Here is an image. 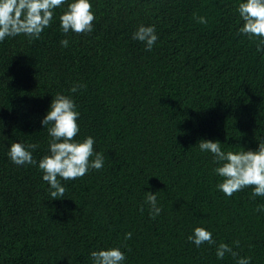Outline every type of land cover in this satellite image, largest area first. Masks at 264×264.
<instances>
[{
    "label": "trees",
    "instance_id": "obj_1",
    "mask_svg": "<svg viewBox=\"0 0 264 264\" xmlns=\"http://www.w3.org/2000/svg\"><path fill=\"white\" fill-rule=\"evenodd\" d=\"M62 10L39 36L0 40V264H90L89 249L114 245L124 264H235L185 239L196 224L264 264V196L217 190L210 154L194 145L254 148L264 136V55L236 32L235 0H92L89 33L61 32ZM139 23L156 26L150 50L131 38ZM74 82L84 87L69 92ZM57 91L106 158L53 198L35 165L5 153L12 140L37 144V160L47 152L39 119ZM144 191H156L154 217Z\"/></svg>",
    "mask_w": 264,
    "mask_h": 264
},
{
    "label": "clouds",
    "instance_id": "obj_2",
    "mask_svg": "<svg viewBox=\"0 0 264 264\" xmlns=\"http://www.w3.org/2000/svg\"><path fill=\"white\" fill-rule=\"evenodd\" d=\"M58 13L59 30L63 33H89L92 31L95 13L92 0H0V40L23 33L39 36L53 19L54 10ZM235 11L239 22L236 32L255 40V50L264 55V0H235ZM201 24L207 23L204 15H195ZM131 38L143 43L150 50L157 42L156 26L139 23L131 33ZM61 46L68 45L67 37L59 40ZM84 85L74 82L69 92L77 91ZM48 105L39 119L46 128L47 152L37 160L33 149L37 144L28 141L12 140L6 148L8 159L16 165H35L40 170L42 181L47 182L49 195L63 197L66 188L62 180L80 177L92 169L104 166L105 154L94 148L95 138L84 135L80 138V111L74 98L62 91L50 96ZM3 124L0 122V137ZM224 142L216 138H199L194 145L200 152L210 154L212 171L218 177L214 187L224 195L251 186L252 197L264 196V136L255 139V147L237 143L235 150L222 147ZM144 202L148 205V215L154 217L161 211L156 191H144ZM142 207V205H141ZM258 212H264V203L257 204ZM127 239L131 232L123 234ZM196 247L207 242L215 244L214 254L223 259L225 254L235 257V264H250V257L238 255L230 244L216 241L210 228L196 224L185 236ZM238 244V241H233ZM90 264H124L125 252L117 245L91 248L88 251Z\"/></svg>",
    "mask_w": 264,
    "mask_h": 264
}]
</instances>
